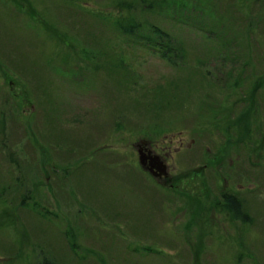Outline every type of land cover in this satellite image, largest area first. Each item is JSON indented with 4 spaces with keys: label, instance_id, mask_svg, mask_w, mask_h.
I'll return each mask as SVG.
<instances>
[{
    "label": "rangeland",
    "instance_id": "obj_1",
    "mask_svg": "<svg viewBox=\"0 0 264 264\" xmlns=\"http://www.w3.org/2000/svg\"><path fill=\"white\" fill-rule=\"evenodd\" d=\"M166 1L190 14L158 17L186 43L172 63L114 23L154 21L142 0H0V264H264V0ZM215 6L222 47L198 29ZM257 83L251 161L215 152ZM165 92L182 110L150 112Z\"/></svg>",
    "mask_w": 264,
    "mask_h": 264
},
{
    "label": "trees",
    "instance_id": "obj_2",
    "mask_svg": "<svg viewBox=\"0 0 264 264\" xmlns=\"http://www.w3.org/2000/svg\"><path fill=\"white\" fill-rule=\"evenodd\" d=\"M210 2V1H209ZM142 3H144V8H146V12L148 14H152L154 21H148V20H135L134 18H123L116 20L114 23L119 30V32L123 36H129L133 37L135 40H132L133 42L137 43H152V45L156 48L158 47L160 50H163L161 57L169 60L172 63L173 57H179V59H184L186 57L187 49L184 46L186 43L184 42L183 36L181 38H178L174 40L175 37L171 36L169 31L164 30L161 26H159V19L163 17V15H169L170 17L174 19H180L181 21H184V23L188 24L190 14L189 9L187 10H181L185 7L182 5L177 4L176 6H166L165 3H167L166 0H142ZM179 5V6H178ZM208 6V3L206 4ZM209 10L211 11V7ZM213 9L216 12H208V19L206 22L204 21V26L202 27V23L199 24L201 28L199 30L207 28V31L209 33V37L212 38L213 36H216L214 38H220L222 34V43H220L218 46L222 47L224 35H225V23L221 20L225 18V14L221 13L217 9V7H213ZM144 10V9H143ZM198 10H207V8L199 7ZM208 11V10H207ZM155 15V16H154ZM175 16L177 18H175ZM160 17V18H158ZM158 19V20H156ZM106 23V21H105ZM222 23V25L220 24ZM186 24H183L182 26L186 29L189 28ZM231 24H234V21H231ZM177 28V24L175 25ZM206 26V27H205ZM216 27V28H215ZM161 28L164 30L162 31ZM146 31V32H145ZM202 34H206L203 32ZM182 46L180 49L179 47ZM172 57V58H171ZM171 59V60H170ZM33 65L36 67H40L38 60L35 59L33 62ZM178 65V64H177ZM105 69L106 66L102 65ZM99 68V66H96ZM235 83H239L238 80L234 81ZM255 82L249 84L252 85ZM261 84L257 83L251 90L252 94L254 95L251 99V104L249 107H243L244 115H240V111L235 112V115H232V120L230 122H227L224 129V136L226 137V141L224 144H213L215 152L217 153H223L224 155H228L231 150L235 149L234 154L238 156H242L246 158L247 160L251 161L252 154L255 151L252 148V145L254 144V134H253V124L251 123L252 117L250 116L251 108L254 107L256 104V96L255 93L261 88ZM170 95L168 92H165L163 94V99L161 102H151L152 110L150 112L152 113H159L160 116H162V113L164 111H167V114L169 111H175L176 113L179 112L182 109H179L177 106L178 103L176 102L177 98L173 96V98H169ZM158 97V95H157ZM174 99V100H171ZM259 101L261 102V106L264 107V94H261L258 96ZM169 100V102H166ZM245 101V98L242 100ZM147 104V102H146ZM145 105V104H144ZM173 106H177V110L173 108ZM146 108V107H145ZM147 111V108H146ZM144 114V113H142ZM164 114L163 116H165ZM223 117V116H222ZM261 117V125H258V130H263L264 128V113L259 116V119ZM177 118V117H176ZM242 119L245 120L244 124H242ZM212 122V121H211ZM229 123V124H228ZM212 127L210 128V132L213 133L214 130H218L221 132L222 128L224 127V123L222 120V124L214 122L209 124ZM222 133V132H221ZM219 143V140L217 141ZM223 155V156H224ZM257 165V164H256ZM222 202L223 206L226 210H228L232 216L244 223H249L251 220V215L249 213L248 209V203L246 199L241 197V195L233 190H225L222 193ZM48 264H55L53 262H49Z\"/></svg>",
    "mask_w": 264,
    "mask_h": 264
},
{
    "label": "water",
    "instance_id": "obj_3",
    "mask_svg": "<svg viewBox=\"0 0 264 264\" xmlns=\"http://www.w3.org/2000/svg\"><path fill=\"white\" fill-rule=\"evenodd\" d=\"M145 143V142H144ZM140 162L143 166L146 165L148 171L154 176H161L162 174H168L167 165L162 161L160 155L153 153L150 149H143L142 145H139ZM149 161V163H148Z\"/></svg>",
    "mask_w": 264,
    "mask_h": 264
},
{
    "label": "flooded vegetation",
    "instance_id": "obj_4",
    "mask_svg": "<svg viewBox=\"0 0 264 264\" xmlns=\"http://www.w3.org/2000/svg\"><path fill=\"white\" fill-rule=\"evenodd\" d=\"M144 144H145L144 149H146V148H147V147H146L147 142H145ZM151 151L153 152V149H151ZM153 153H154V152H153ZM158 155H159V154H158ZM160 157H161V156H160ZM161 159H162V158H161ZM162 161H164V160L162 159ZM148 163H149V161H148ZM164 163H165V162H164ZM168 176H169V173L165 175V177H168ZM160 178H162V175H161Z\"/></svg>",
    "mask_w": 264,
    "mask_h": 264
}]
</instances>
